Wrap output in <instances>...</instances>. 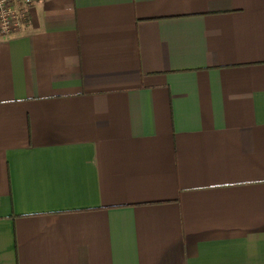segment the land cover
<instances>
[{"label":"crops","instance_id":"0c3cea01","mask_svg":"<svg viewBox=\"0 0 264 264\" xmlns=\"http://www.w3.org/2000/svg\"><path fill=\"white\" fill-rule=\"evenodd\" d=\"M0 264H264V0H34L0 37Z\"/></svg>","mask_w":264,"mask_h":264},{"label":"built area","instance_id":"2783aa9c","mask_svg":"<svg viewBox=\"0 0 264 264\" xmlns=\"http://www.w3.org/2000/svg\"><path fill=\"white\" fill-rule=\"evenodd\" d=\"M34 0H0V37L20 32Z\"/></svg>","mask_w":264,"mask_h":264}]
</instances>
